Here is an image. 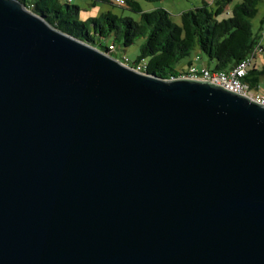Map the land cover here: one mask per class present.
<instances>
[{
	"label": "water",
	"instance_id": "1",
	"mask_svg": "<svg viewBox=\"0 0 264 264\" xmlns=\"http://www.w3.org/2000/svg\"><path fill=\"white\" fill-rule=\"evenodd\" d=\"M110 54L0 0V264H264V108Z\"/></svg>",
	"mask_w": 264,
	"mask_h": 264
},
{
	"label": "trees",
	"instance_id": "2",
	"mask_svg": "<svg viewBox=\"0 0 264 264\" xmlns=\"http://www.w3.org/2000/svg\"><path fill=\"white\" fill-rule=\"evenodd\" d=\"M16 1L44 19L52 28L97 48L102 47L97 46L101 39L112 38L110 45L114 48L116 41L123 48H128L136 40L143 39L134 63L136 65L145 60V71L161 78L176 74L173 67L192 51H198L209 63H214L213 71L227 72L250 53L259 35L252 33L250 20L256 16L261 0H240L237 3L233 0H203L200 6L181 13L180 25L172 22L166 10L144 12L135 0H123L124 6L114 4L113 0L91 1L127 9L139 15L138 21L112 12L80 21V8L68 2ZM144 1L152 3L159 0ZM188 65H191L190 62ZM263 77L264 66L254 67L247 72L244 82L250 89L259 91Z\"/></svg>",
	"mask_w": 264,
	"mask_h": 264
},
{
	"label": "rangeland",
	"instance_id": "3",
	"mask_svg": "<svg viewBox=\"0 0 264 264\" xmlns=\"http://www.w3.org/2000/svg\"><path fill=\"white\" fill-rule=\"evenodd\" d=\"M62 2L67 3L66 0H61ZM141 7L144 12H150L156 9L166 10L171 17L173 23L180 25V14L183 11L192 9V6H200L201 2L199 0H159L157 2H146L144 0H135ZM240 0H237L239 2ZM70 5L77 6L80 8L79 18L80 21H87L91 18H97L104 12H112L121 17L132 18L135 21L139 20V15L134 14L127 9L116 7L108 3L97 2L93 3L91 0H70ZM257 14L254 18L250 20V25L252 33L259 34V21L262 16H264V0H261L257 7ZM260 28V27H259ZM112 38L101 39L99 40L97 46L107 47L112 43ZM144 40L138 39L136 42L128 47L123 48L120 42H115L116 50L110 55L116 60H121L123 56H126L130 61L134 62L139 56V49L142 46ZM261 45L264 50V39L261 41ZM195 51H192L190 55L186 58H183L179 61L177 65L173 67V70L185 71L189 68L188 62L190 59H194ZM203 59H206L205 56H202ZM264 66V52L257 56L256 58V67L260 68ZM259 92L264 93V77L260 81Z\"/></svg>",
	"mask_w": 264,
	"mask_h": 264
},
{
	"label": "built area",
	"instance_id": "4",
	"mask_svg": "<svg viewBox=\"0 0 264 264\" xmlns=\"http://www.w3.org/2000/svg\"><path fill=\"white\" fill-rule=\"evenodd\" d=\"M66 1L68 3L70 2V0ZM113 3L118 6H124L123 0H113ZM263 39L264 19L261 23L258 39L256 40L250 53L229 71H213L205 67L196 68L193 65H190L187 70L177 72L176 74L170 76L168 80H191L208 83L245 98L250 102L264 108V93L250 89L249 86L244 82L247 72L256 66L257 56L264 52L261 45V41ZM108 50L110 52H114L116 49L110 45ZM118 61L125 67L132 68L137 73L146 72L145 60H141L135 65L134 62L130 61L126 56H123L122 59Z\"/></svg>",
	"mask_w": 264,
	"mask_h": 264
},
{
	"label": "crops",
	"instance_id": "5",
	"mask_svg": "<svg viewBox=\"0 0 264 264\" xmlns=\"http://www.w3.org/2000/svg\"><path fill=\"white\" fill-rule=\"evenodd\" d=\"M199 1L202 3L203 0H199ZM205 1L210 2L211 0H205ZM233 2L237 3V0H233ZM192 7H198V6H192ZM180 16H181V14H180ZM263 19H264V16H262L260 18L259 27H261V23H262ZM259 27H258V29H260ZM189 62H190L191 65H193L196 68L205 67L207 69L213 70V67H214V63H209V61L207 59H203L198 51H196L194 53V59L193 60L190 59ZM256 68H258V67H256Z\"/></svg>",
	"mask_w": 264,
	"mask_h": 264
}]
</instances>
